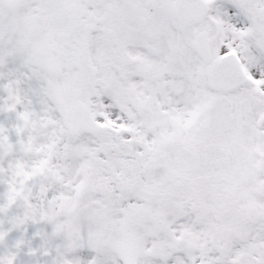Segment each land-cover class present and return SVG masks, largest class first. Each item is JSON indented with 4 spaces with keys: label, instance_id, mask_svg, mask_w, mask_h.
I'll return each instance as SVG.
<instances>
[{
    "label": "snow or ice",
    "instance_id": "6c2138e0",
    "mask_svg": "<svg viewBox=\"0 0 264 264\" xmlns=\"http://www.w3.org/2000/svg\"><path fill=\"white\" fill-rule=\"evenodd\" d=\"M0 116V264H264V0H0Z\"/></svg>",
    "mask_w": 264,
    "mask_h": 264
},
{
    "label": "rangeland",
    "instance_id": "374dc122",
    "mask_svg": "<svg viewBox=\"0 0 264 264\" xmlns=\"http://www.w3.org/2000/svg\"><path fill=\"white\" fill-rule=\"evenodd\" d=\"M0 119H3V117L2 116H0ZM4 191V186L3 185H0V193H2ZM35 229L34 228H30L29 229V232L31 233V232H33ZM36 243L38 244L39 243V241L37 240L36 241ZM24 259H25V261H27V257H24Z\"/></svg>",
    "mask_w": 264,
    "mask_h": 264
}]
</instances>
